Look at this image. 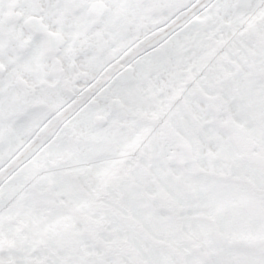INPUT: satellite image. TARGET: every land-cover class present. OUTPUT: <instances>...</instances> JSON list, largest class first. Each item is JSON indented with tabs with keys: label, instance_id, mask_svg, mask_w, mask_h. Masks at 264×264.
<instances>
[{
	"label": "rangeland",
	"instance_id": "rangeland-1",
	"mask_svg": "<svg viewBox=\"0 0 264 264\" xmlns=\"http://www.w3.org/2000/svg\"><path fill=\"white\" fill-rule=\"evenodd\" d=\"M226 1L227 0L221 3L224 10L219 20L224 27L228 28L231 23L241 22L242 12L240 9H235L232 3L228 4ZM234 1L235 3L238 2L237 0ZM9 2L10 0H0V31L2 30L6 33L4 38H0V62L4 63L7 67L5 75L0 78V157L8 162V168L4 171L0 170V226L3 229L0 233L10 235L16 231L17 227L11 222H8V220L12 219L17 222L19 216L16 207L17 204L26 206H31L33 204V206L29 208V213L24 215V218L29 224V226H25L28 238L25 240V244L22 242V238L18 239L15 243L17 247L24 251L31 252L35 247V243L42 249L45 241L47 242L45 244H51V246L57 250V256H67V254H70L68 253L67 240L59 236V234H56V229L49 226L45 217H43V212L37 210L35 207L38 204L44 205L47 196H29L27 192L29 190V181L26 177L29 169H33L34 149L39 144H43L44 141L43 135L40 133L38 141L34 142L29 135L30 130L32 128L35 130L45 129L47 131L45 138L48 139L51 134L54 133L56 123L63 121L67 128H60L61 132L56 134L57 140H59L60 143L54 146L50 144L49 139L46 143L48 144L51 155H59V162L62 167H69V161H73L79 168L87 173L88 178L81 174L78 175V178L89 193L94 194L89 184H86V179H90L94 183H99L103 179H106L97 177L95 175L96 170L106 165L110 166L115 156L119 154L122 149L128 147L129 144L130 146H134L135 144L139 146L140 144V150L146 152L148 157H150V160L142 159L140 161L141 164L149 169V173L155 177L161 187H163L169 200L176 204L177 211L175 209L173 211H176L181 216V229L188 237L191 236L199 240L193 235V233H197L199 236L201 235L202 242H204V240L209 241L203 233V228L211 227L210 223H208L206 219L198 217V215H209L210 211H218V209L223 206L222 211L218 212V215H216L217 224L223 234L225 235L228 231L232 230L242 241L246 242L247 237L245 233L248 232L247 236L253 235L258 243L257 245L264 248V237H262V235H264V214L260 208L253 206V204L256 205L262 201L258 193L253 195V193L247 191L244 197L235 191L232 193L230 192V194H234L237 197V202L233 199H229L227 202L225 201L223 203L222 198L224 197L220 195V191L218 193V187H215L216 183L212 184L215 182L214 179L205 176L203 173L198 174L193 181L189 179V176L196 170L193 164L195 163L193 159L196 157L197 162L201 161V169L203 168V170H210L213 167L217 173L221 170L227 172V165H229L232 174H237L242 177L251 175L256 180H260L259 174L253 166H258V169L264 172V85L261 84L262 82L260 83V81L255 80L254 77L251 79L248 77L244 78L242 73H248L250 66H254V68L258 70L260 65L259 61L263 60L262 62L264 64V48L261 46H254L253 42L250 43L246 37H243L244 50L242 52L245 62L239 59L241 56L240 54L237 55L236 51H234L236 54L235 56L231 53L234 63L236 59L238 60L235 64L232 63L227 66L230 67V74H233L232 79L236 82L235 86L238 92L237 98L233 100L234 105L231 106V112L235 116L237 122V124L235 122L229 123L233 132L235 131L232 143L228 141L229 139H227V135L222 131L223 129L217 131L216 128H213L210 123L211 116L204 111L202 105L189 96L187 105L191 108L190 114H194L193 117L197 120V123L193 122V120L190 117L189 119L187 116V128L191 132L199 133L201 148L198 153L193 144L192 134L190 135L187 132L183 133L184 138L191 144L190 148L181 144L170 147L152 134L151 130L145 127L144 123H140L137 118L124 115L117 104L112 106L109 102L101 101V111L108 117L109 122L104 127H100L95 123L98 110L92 106L91 101L93 99H99L95 96V91L98 89L101 92L103 91V86L96 85L95 78L98 75V70L102 62L107 60L111 55L117 57L119 55V51L117 50L118 46L129 42V36L114 33L113 26L118 18L127 20L132 19L134 14L133 3L119 5L114 4L113 0H111V3L108 2V6L114 8L116 12L108 16H106L107 14L104 15L103 28L91 31V35L67 37V45L61 49L60 56L64 63V77L76 84L74 89L77 91L79 97L73 100L64 94L61 82L54 83L52 76L57 73L54 71L56 65L50 62L49 56L44 59L42 71L40 70V66H37L41 64L43 58V55L35 54L37 45H32L28 55H24L19 59L15 58V51L25 46L30 39L22 34L20 29H12L3 26L4 14ZM251 2L252 0L249 1V3ZM256 6L258 7V2H252L249 10H254ZM28 8L29 2L27 0H22L21 9L29 13ZM118 11L119 13H117ZM81 16H83L82 13L77 14V16L73 17L74 19L69 21L56 18L53 19V22L62 25H78ZM196 20L208 22L205 14L200 15V19L197 18ZM259 20L260 15H257L254 24L255 27H258L260 33L261 39L258 41L261 42V45L264 47V20L261 22L262 25H259ZM198 29H200L199 25L194 26L193 24L188 35L195 38ZM254 30L256 31V28ZM95 33L101 34L94 35ZM247 33L252 34L250 31H247ZM198 36L199 35H197L196 39L189 45L196 46L197 41L199 43V40H197ZM232 39L236 41L234 38ZM149 40L152 44H155V48L159 47L156 42L165 43L163 45H166V47L163 48L162 45L159 47V51H156L153 48H147L146 45H139L138 48L143 52L139 55L138 51H134V57L132 59L136 61L135 81L127 87L113 85L109 91H107L111 97L118 99L120 103L124 105V109L130 115L137 114L140 108H142L143 112L148 108V103L150 101L149 96L151 93L150 84L147 82L149 78L155 80L159 86H163L166 89L165 92L171 93L173 91L172 87L180 77L177 75L178 69L176 68L175 70V67L169 66L166 61H168L169 58L170 62L175 66L179 64V61L181 63L182 55H180L179 49L185 45L184 48L187 47V40L180 33L172 34L170 32L162 37H150ZM81 52H83L82 55L80 54ZM191 55L193 58H200L203 54H198V51H196ZM206 58L207 56L204 57L202 61H205ZM217 60L219 62H225V59L222 58H218ZM121 61L122 60L119 62ZM116 62L117 61L111 63V69L107 70L105 77H108L110 72H116L120 69V66H118ZM123 62L124 61H122V64ZM127 62L128 60L124 63ZM203 67V71H206L207 68L209 72L212 71V75H220L218 70L220 67H217L218 69L216 70H214V66L209 68L204 65ZM223 68L225 67L223 66ZM162 72L169 73L170 82L163 81L165 75ZM182 76H186L185 71H183ZM24 80L35 87L34 94H31L30 91L28 93L22 92L19 83H22ZM224 97L227 99L226 94H224ZM43 105L55 111L56 119L50 118L47 112L44 113L41 111ZM14 113L23 114L24 119L14 121L11 118V115ZM219 118L225 119V116ZM215 120L217 121L218 119L215 118ZM239 130L251 132L253 138H260L261 141L259 140L260 142L257 143L250 136L245 137V133L239 132ZM50 132L52 133L49 134ZM62 133L66 136H68L69 133L73 134L72 142L69 140L65 142L66 139L63 137ZM157 133L156 131L155 134ZM243 136L246 140L245 145L240 144L243 143ZM145 140H147V143L142 144V141ZM221 149L223 150V155L221 157L215 156L214 153ZM239 149L243 150L242 159L236 156L237 153L240 152ZM237 164L242 165L244 168L243 172L238 170ZM11 166L20 167L22 174L18 177H11ZM135 172L134 177H136L137 182L146 185L148 192L157 196V187L155 183L148 178L145 179L142 177V172L139 168L136 169ZM2 175L10 177L8 184L11 188V192L3 187L5 183L4 176ZM37 177L41 180V188L43 190L47 188V183L50 184L52 188L51 192L59 193L63 199L71 204V207L78 208L82 206L83 202L87 201L86 196L79 192L73 185V182L59 173H45L41 171ZM216 181L219 182L220 180L216 179ZM113 183L117 184V181L114 180ZM103 184H105L104 181ZM128 184L130 183H122L121 187L125 188ZM103 186L104 188L106 187L107 191L110 192L113 197L117 196L112 186ZM227 187L229 188L230 185H227ZM130 188L127 189L129 197H131V193L137 197L138 193L136 190L134 189V191ZM22 194L25 197L20 200L19 196ZM241 200H243V202ZM126 201L134 210L131 218L124 208L117 206L114 202H109V204L124 215V222L122 223L125 227L126 239L130 241L135 249L137 248L139 250L140 254L149 264H164L160 250H153L149 247L148 251L143 249L142 244L146 245V241L142 236V232H136L135 229L139 226L137 224V226H135V221L140 222V227L155 237L162 238L163 236V238H165L170 230L173 231L176 229L175 226H172V220L164 215L167 213L169 215V212H163L164 207L161 206L158 200L154 201L152 204H147L149 202L143 200L144 203L148 205V208L141 207L140 202L136 200L131 202L127 199ZM197 202H200L202 206H207V209L200 206L198 207ZM12 204H14V206ZM191 207L194 210H192ZM168 211H172V209H168ZM106 212H108V217L111 218L112 212L109 209H107ZM74 216L75 215L69 209L61 206L60 209L49 211L47 220L50 225H55L59 221L58 223L65 232L69 228L67 226L70 225L71 221H74ZM33 218H35L38 223L36 229L38 230L37 233L33 230L36 225ZM152 224L156 225V228H153ZM190 228H192V230H190ZM157 230L160 231L159 235H161V237L156 234L155 231ZM34 232L36 234L40 232L43 236L41 240ZM65 234L68 235L67 233ZM89 236L92 237L89 238V242L86 241L87 247H90L88 251H96L103 256L102 241L111 240L112 237L100 232L94 235V231H91ZM120 237H122V235ZM81 239H83V237H81ZM211 239L212 246L217 247L214 252L217 256L213 258H215V261L217 260L219 264H264V253L263 255H258L246 254L244 251L234 252L222 247L220 242L214 237H211ZM99 241L102 243H98ZM92 242H95V244L93 245ZM99 245L101 246L99 247ZM202 249L207 255L209 254L207 251L209 247L204 245ZM13 251L12 253L16 259V264H26L25 258L15 250ZM45 251L49 256L51 254L50 262L47 261L48 264H68L57 259L55 252L49 251L46 247L42 250V256H40L39 259L42 260ZM105 256L109 255H104V257ZM3 257L4 256L0 254L1 260ZM198 257L200 260V256L187 257L186 264H197ZM213 258L212 256L208 257L207 262L204 264H211L210 262H212ZM124 263L132 264V261L124 259ZM80 264L85 263L80 261Z\"/></svg>",
	"mask_w": 264,
	"mask_h": 264
},
{
	"label": "trees",
	"instance_id": "trees-1",
	"mask_svg": "<svg viewBox=\"0 0 264 264\" xmlns=\"http://www.w3.org/2000/svg\"><path fill=\"white\" fill-rule=\"evenodd\" d=\"M252 2H258V7L256 6L254 10H242L243 14H245V17L241 22L236 24V40H238L240 44H244L242 40L243 37H246L250 41V43L253 42L254 46H261L262 48H264L263 45H261V42L258 41L259 39H261L260 33L258 27H255L254 24L256 16L260 15L259 25H262L261 22L262 20H264V0H252ZM238 26H240V28H238ZM255 28L256 31L254 30ZM247 31H250L252 34H248ZM232 41L233 39L229 36L224 37L220 35V37H217V39L213 35L209 34L202 36L199 43H197L198 54H203L200 56V58H193V56L191 54L189 55V53L186 56V53L180 52V55H182V62L180 64L187 68H184L185 70L182 69V71L184 70L186 72L187 77L186 79L180 78L178 80V83L174 87L172 95L169 96L166 95L164 91L157 90L156 86V93H158L159 91V96L165 95V101L160 103L156 101L154 110H149L151 114L150 116L143 113L140 114L141 116H138L137 119L139 121H146V125L151 130L152 134H154L166 145L175 146L181 144L187 146V148H190L191 144H189V141L183 136V133L188 131L193 135V144L196 147L197 152L199 153V150L201 148V139L199 137V133H194L190 130L184 129V124L186 123L187 116H184L185 112L183 111L186 110L187 114L189 112L187 111L188 105H186L189 96L192 97V99H197L198 103H202L205 106L206 110L211 115H213H210L211 118L215 116L216 118H218V120L214 122L215 125L219 130L223 129L222 131L227 135V139H229L228 141L232 143V138L235 134V131L233 132V129L229 126V123L231 124L232 122H235L237 124V122L235 120V116L231 112V106L234 105L233 100L234 98H237L238 93L235 86L236 82L232 79L233 74H230V67H227L229 63L233 61L230 52L231 48H228V46L232 44ZM239 48H236V53L237 55L240 54L241 57H239V59L245 62L243 59L244 54L243 52H240ZM232 55L235 56V52H233ZM206 56L207 58L205 59V61H202ZM218 58L225 59V62H219L217 60ZM237 61L238 60L236 59L235 62ZM262 61H259L260 65L258 67V70H256L254 66H251L248 73H246L247 75L245 73H242V75H244L243 77H248L250 79L254 77L255 80L260 81V83L262 82L261 84L264 85V64ZM204 65L209 68L211 66H214V70L218 69L217 67H220V69L218 70L221 76L214 75L213 81L210 80L212 78L206 79V74L202 69L204 68ZM223 66L225 68H223ZM180 73L181 70L179 69L178 74L180 75ZM112 78L114 77H108L103 80V86L107 91L113 85ZM224 94L227 95V99L224 97ZM103 95V97H108L106 93H103ZM221 116H225V119L219 118ZM189 117L193 120V122L197 123V120H195L192 114L191 116L188 114V118ZM64 127L65 126L61 124L57 129L58 132H61L60 128ZM156 131L158 132L157 134H155ZM239 132L245 133V137L250 136L257 143L261 141L260 138H257L255 136V138H253L251 132H247L246 130H239ZM62 134L65 139L69 136H66L64 133ZM147 140L142 141V144H146ZM245 142L246 140L243 136V143L240 144L245 145ZM139 146L141 145L139 144ZM139 146H135L134 150H123L115 157L114 163L110 165L108 174L103 176V178L107 179V184H103V181L105 183V179L99 183H94L90 179H87L86 184H89L92 189V193L94 194L89 193L86 190L85 186H82L81 181H79L80 179L78 178V175L80 173L85 175V172L81 168H79L75 162L69 161V167H67V169L65 167H62L56 159H52L53 165L49 168L47 162L50 159L48 156V151L45 149V147L39 148V153L36 155V170H43L45 172L56 171L61 175H64L65 177L71 179L74 182V186L79 190V192H81L87 198V201L83 202L82 206L78 208L71 207V204L63 199V197L59 193H52L51 186H48L47 191H45L47 192L45 204L41 207H39V204L36 206L37 210L39 209L41 210V212H43V217H45L49 226H52V228L56 229V234H59V236H62V238H65L67 240L68 253L70 254H67V256H57V250L53 248L51 244H45L47 243L45 241L43 243L42 249L37 243H35V247L31 252H27L26 250L24 251L23 249L18 248L15 244L16 241L22 238V242H24L25 244V240H27L28 238V235L25 231V226H29V224L24 218V215H26V213H29V208L32 207L33 204L31 206L17 204L16 207L19 212L17 222L12 219L8 220V222H11L17 227L16 231L14 233H11L10 235L6 233H0V254L5 257H3L2 260L0 259V264H16V259L12 253L14 252L13 250H15L17 253H20L25 258L26 264H48L47 261L50 262L51 254L49 256L46 251L44 252L46 255H43L42 260L39 259V257L42 256V250L44 249V247H46L49 251L51 250L52 252H55L57 259L68 264H80V261L85 264H125L124 259L131 260L132 264H149L147 260L144 259V257L140 254L139 250L137 248L135 249L134 246L131 245L130 241L126 239V231L122 223L124 222V215L118 209L109 204V202H114L117 206L124 208L131 218L133 216L134 210L132 206L127 204V199H129V201L131 202L133 200L140 202L141 207L144 208H148V205H146L143 200H147L150 204L158 200L161 206L164 207L163 212H169V215L168 213L164 215L172 220V226H175L176 229H174L173 231L170 230L166 234L165 238H163V236L162 238H157L154 235L148 233L145 229L140 227V222L134 220L135 224L139 226L135 229L136 232H142V236L146 241V245L142 244L143 249L145 251H148L149 247L153 250H160L162 254L161 256L163 257L162 261L164 264H186L187 257L193 256L201 257L200 260L198 257L197 264L206 263L208 257L212 256L213 258L217 256L216 253H214L217 247L212 246L211 237H214L216 240H218L222 247L228 250L234 252L244 251L246 254L263 255L264 248L257 245L258 243L253 236H247L248 232L245 233V236L247 237L246 242L242 241L239 236L234 234V232L230 230L231 228L229 229L230 231L227 234H223L216 222V215H218V212L222 211V205V207H220L218 211H210L209 215H198V217L204 218L208 221V223H210L211 227H205V229L203 228V233L209 241L204 240V242H202L201 235L199 236V234L197 233H193V235H195L199 240H196L191 236L188 237L181 229V216L176 212V204L169 200L163 187H161L156 178L149 173V169L141 164L140 161L142 159L150 160V157H148V154L146 152L141 151ZM236 156L242 159L243 152L237 153ZM196 159V157H194L193 159L195 160V163L193 164L196 167V170L189 177L190 180H195V177L201 173H203L207 177H210L211 179H214L215 182H213L212 184L216 183L215 187H218V193L220 191V195L224 197L222 198L223 203L225 201L227 202V200L229 199H233L237 202L236 196L234 194H230V192L232 193L235 191L244 197L247 191L253 193V195H256L255 193H258L262 201L260 203H257L256 205L253 204V206L260 208L264 214V172L258 169V166L255 165L254 169L257 170L260 180H256L251 175H248V177L247 175L242 177L237 174H232L231 167L227 164V172L221 170L219 173H217L213 167L210 170H203V168L201 169V161L197 162ZM41 161L43 162L42 166H37V163ZM237 166L238 170L240 172H243L244 168L242 167V165L237 164ZM138 168L142 172V177H144L145 179L148 178L150 181H153L155 183V186L157 187V196L149 193L146 185L137 182L136 177H134V173H136L135 171ZM71 170H74V172H71ZM12 174L13 177H18L22 174V171L17 166H12ZM26 177L30 183L29 190L27 191L28 195L35 196L36 194H39L36 189V185L32 184L33 182H36L35 176L31 173H27ZM216 179H219L220 181L218 182L216 181ZM114 180L117 181V184L113 183ZM125 182H128L130 184H128L125 188H122V183ZM103 185L112 186L116 191L117 196L113 197V195L108 192L106 187L104 188ZM227 185H230V187L228 188ZM128 188L133 190L135 189L138 193V196L135 197L133 193H131V197H129L127 191ZM19 197L20 200H22L25 196L22 195ZM197 203L198 207L200 206L207 209V206H202L200 202ZM12 205L14 206V204ZM61 206L69 209L75 215L74 221H71L70 225L67 226L69 228L65 232L58 223L59 221L55 225H50L47 220L48 212L53 209H60ZM107 209L112 212L111 218L108 217V212H106ZM168 209H172V211H168ZM174 209L176 211H173ZM191 209L194 210L192 207ZM33 220L36 223L33 230L37 233L38 230L36 229L38 223L35 218H33ZM155 226L156 225L152 224L153 228H156ZM190 230H192V228H190ZM1 231H3V229L0 226V232ZM91 231H94V235L100 232L112 237L111 240L102 241L103 243L101 241L98 242L103 244V256L101 255V253H98L96 251H88L90 250V247H87L86 241L89 242V238L92 237L89 236V233ZM155 232L158 236L161 237V235H159V230ZM65 233H67L68 235H66ZM37 235L41 240L43 236L40 234V232L36 234V236ZM121 235L122 237H120ZM81 237H83V239H81ZM262 237H264V235H262ZM92 244L94 245L95 242H92ZM204 245L209 247V249H207L209 253L208 255L202 249ZM100 246L101 245H99V247ZM104 255H109L110 257H104ZM210 263L219 264L217 260L215 261V258H213L212 262Z\"/></svg>",
	"mask_w": 264,
	"mask_h": 264
},
{
	"label": "flooded vegetation",
	"instance_id": "flooded-vegetation-1",
	"mask_svg": "<svg viewBox=\"0 0 264 264\" xmlns=\"http://www.w3.org/2000/svg\"><path fill=\"white\" fill-rule=\"evenodd\" d=\"M19 10L23 13L24 19L18 23L13 24L11 22H4V27H10L12 29H20L22 34L26 35L30 40L28 42H36L37 48L35 54L43 55L40 70L43 69V62L46 57L49 56L50 62L55 64V60L59 59L63 62L60 56V51L53 55L51 51H47L42 54V42L43 39L40 35L33 36L25 27V21L28 17L36 16L41 19L40 23L46 24L51 31L58 33L62 36L73 37L77 35H91V31L99 30L103 28V17L105 14L111 15L116 12L114 8L108 6V2L111 0H27L29 2V13L21 9V1L19 0ZM225 0H113L114 4L128 5L134 4V14L131 20L120 19L116 20L113 26L114 33H120L126 36H165L167 33H180L186 30V26L189 20L195 22L198 26L200 15L207 17L208 21L216 22V18L212 17L209 13L210 9L218 11L221 3ZM227 0L226 3H232L235 9H245L250 7L247 3H242V0ZM211 5V6H209ZM222 5V4H221ZM224 10V7H222ZM82 13L83 16L79 18L80 23L76 24H58L53 22V19L62 18L65 21L74 19V16ZM119 13V11L117 12ZM114 19V18H113ZM203 21V20H202ZM113 23V21H112ZM119 25V26H118ZM203 24L199 25L202 26ZM204 29V27H202ZM234 29V23L228 26L230 32ZM101 33H95L94 35H100ZM6 33L3 32L1 38H4ZM27 52L24 55H28L31 48L28 50L27 46H24ZM22 53H24V49ZM81 55L83 52L80 53ZM64 64V63H63ZM5 65V64H4ZM6 67V66H5ZM7 71V67H6ZM57 72L53 74L52 79L54 83L64 82L67 85H72L74 82L69 81L64 77V72L54 68ZM5 75V74H4ZM1 78V77H0ZM20 87L26 89L27 93H35V87L30 85L26 80L19 83ZM25 92V93H26ZM3 159V158H2ZM0 170L1 162H0ZM6 169H3V171Z\"/></svg>",
	"mask_w": 264,
	"mask_h": 264
},
{
	"label": "water",
	"instance_id": "water-1",
	"mask_svg": "<svg viewBox=\"0 0 264 264\" xmlns=\"http://www.w3.org/2000/svg\"><path fill=\"white\" fill-rule=\"evenodd\" d=\"M18 6H19L18 0H14L10 3L8 12L5 15L6 21L8 22L12 21L14 23H18L19 21H21L23 15L22 13L16 10ZM40 22H41L40 18L31 17L26 21V27L33 35H38V34L42 35L46 40L49 49H51L55 54L64 44L65 38L64 36L58 33H54L50 31L46 25ZM59 66L60 68L62 67L60 63ZM4 72H5V67L2 64H0V75L4 74ZM134 78H135V68L133 66H127L123 68L118 74V81L121 84L132 82ZM65 92L72 98L77 97V93L73 89L65 88ZM93 104L95 106L100 105L98 101H94ZM106 122L107 119L104 117H99L97 119V123L100 125H104L106 124Z\"/></svg>",
	"mask_w": 264,
	"mask_h": 264
},
{
	"label": "snow or ice",
	"instance_id": "snow-or-ice-1",
	"mask_svg": "<svg viewBox=\"0 0 264 264\" xmlns=\"http://www.w3.org/2000/svg\"><path fill=\"white\" fill-rule=\"evenodd\" d=\"M215 156L217 157H221L223 155V150H218L216 153H214ZM42 161L41 162H38L37 163V166H42ZM114 163V162H112ZM109 167L108 165L104 166V167H101V168H98L95 172V175L99 178H102L103 176H105L106 174H108L109 172Z\"/></svg>",
	"mask_w": 264,
	"mask_h": 264
}]
</instances>
